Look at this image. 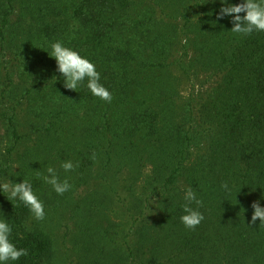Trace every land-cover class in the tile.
Returning <instances> with one entry per match:
<instances>
[{"label": "trees", "instance_id": "1", "mask_svg": "<svg viewBox=\"0 0 264 264\" xmlns=\"http://www.w3.org/2000/svg\"><path fill=\"white\" fill-rule=\"evenodd\" d=\"M219 8L0 0V181L29 180L46 213L0 194L29 253L14 264H264V224L250 223L264 206V32L233 33ZM56 41L95 64L111 103L86 81L64 86ZM65 160L78 166L65 173ZM48 166L70 191L44 182ZM189 187L204 216L194 229L180 219Z\"/></svg>", "mask_w": 264, "mask_h": 264}, {"label": "clouds", "instance_id": "2", "mask_svg": "<svg viewBox=\"0 0 264 264\" xmlns=\"http://www.w3.org/2000/svg\"><path fill=\"white\" fill-rule=\"evenodd\" d=\"M212 3H219L220 8L216 13L217 20L230 17L233 33L242 36L251 35L253 32H264V0H240L239 3H230V0H211ZM240 13H244L243 16ZM49 57L56 61V71L63 77L64 86L67 89L76 90L86 81V87L90 93L100 100L111 103L113 96L110 90L102 84L101 74L97 71L95 64L86 56L73 48L67 47L61 41H56L50 45ZM95 159V154H93ZM75 165L71 160L61 162L60 167L65 173L74 170ZM17 168V167H13ZM12 169V170H13ZM47 175L43 176L45 183L51 185L57 195H63L71 190L72 185L68 179L60 180L54 167L48 166ZM221 188L230 193L231 188L228 183L221 185ZM0 194L9 201H18L27 207L35 220L41 221L45 218V206L37 193L33 190L32 183L27 179L15 182L14 179L0 181ZM183 206L184 215L180 217L186 228L194 229L204 219L202 212L198 210L202 206V201L197 198V194L191 187L185 189ZM197 205L192 208L191 204ZM253 212L250 223L255 224L257 218L260 224H264V206L260 201H254L251 205ZM13 228L5 219H0V264H14L22 256H28L26 248H18L12 243L10 237Z\"/></svg>", "mask_w": 264, "mask_h": 264}, {"label": "rangeland", "instance_id": "3", "mask_svg": "<svg viewBox=\"0 0 264 264\" xmlns=\"http://www.w3.org/2000/svg\"><path fill=\"white\" fill-rule=\"evenodd\" d=\"M149 181H150V173L149 172L142 173L141 179H140V183L138 184V186H137L135 191L137 193H139L141 186H143L145 183H147Z\"/></svg>", "mask_w": 264, "mask_h": 264}]
</instances>
